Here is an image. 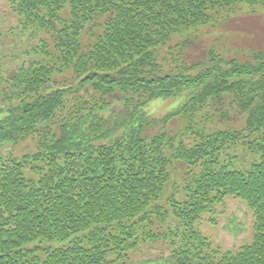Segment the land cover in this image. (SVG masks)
Returning <instances> with one entry per match:
<instances>
[{"label":"trees","instance_id":"16d2710c","mask_svg":"<svg viewBox=\"0 0 264 264\" xmlns=\"http://www.w3.org/2000/svg\"><path fill=\"white\" fill-rule=\"evenodd\" d=\"M6 2L39 42L14 69L0 58V264H114L167 237L172 264H264V52L184 62L196 42L185 35L264 0ZM65 74L68 84L57 80ZM181 95L171 114L146 115ZM231 112L244 116L240 130L207 132L200 121ZM174 117L184 127L173 134ZM26 140L35 150L12 155ZM236 145L252 157L247 169L221 163ZM229 197L254 217L251 243L235 252L194 227ZM37 240L62 245L24 247Z\"/></svg>","mask_w":264,"mask_h":264},{"label":"rangeland","instance_id":"374dc122","mask_svg":"<svg viewBox=\"0 0 264 264\" xmlns=\"http://www.w3.org/2000/svg\"><path fill=\"white\" fill-rule=\"evenodd\" d=\"M17 28V16L12 13L6 0H0V58H5L2 61L5 60L4 64L8 69H14L22 61L26 60L27 58L22 53L39 42L38 36L34 38L32 36L27 37L28 33L20 32ZM195 38V44L189 46L184 57V62L188 64L205 59L211 50L228 59L247 60L253 53L264 52V10L258 8L244 9L239 13L231 14L230 18L217 24L214 28H203L184 37L188 41ZM181 40V37H175L173 44H179ZM163 57H165L163 63L166 69H173L176 64V57L168 53H163ZM69 76L65 74L62 77H58L57 80L60 82L65 81L62 84H68L71 82ZM51 86H55V84H51ZM182 96L170 99L160 98L150 103L144 111L150 118L160 120L183 105L184 98ZM121 110L122 106L120 104L115 106L117 113H120ZM208 114L212 116L211 122H205L203 119H200L207 132L222 129L240 130L244 124V116L242 114L227 113L228 118L223 120L218 117L217 113ZM201 123L198 125L201 126ZM183 127L184 125L179 117L172 118L167 125V129L173 134L180 131ZM159 128L160 126L152 128L149 133L155 132ZM187 141H190V139H187ZM241 148V146L236 145L229 152L226 150L223 153L224 157H222L221 163L231 166L236 170L247 169L252 162V157L245 151H242ZM8 149L15 157L32 153L35 150L32 140H26L15 146H10ZM211 219L216 222L212 223ZM174 222L176 221L171 219L167 224L162 226L164 228H158L156 224V226L150 229L153 231L156 229L155 231L161 232L170 223ZM253 223V213L249 210L247 204L239 198L229 197L213 213L202 215L200 220L194 224V227L213 246L219 247L221 251L235 252L242 246L251 243ZM168 231L169 229L166 230V233ZM163 240L166 242H163ZM61 245L62 242L59 241L46 242L44 240H37L28 243L24 247H40L39 254H42V249L44 248H57ZM170 250V239L167 237L166 239L153 242H140L136 249L128 252V257L125 259H114L115 256H111L109 259H114V264H147V262L150 264H172Z\"/></svg>","mask_w":264,"mask_h":264}]
</instances>
